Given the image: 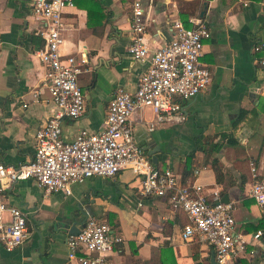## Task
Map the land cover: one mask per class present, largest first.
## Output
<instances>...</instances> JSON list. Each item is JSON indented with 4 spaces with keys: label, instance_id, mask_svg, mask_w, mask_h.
Segmentation results:
<instances>
[{
    "label": "crops",
    "instance_id": "1",
    "mask_svg": "<svg viewBox=\"0 0 264 264\" xmlns=\"http://www.w3.org/2000/svg\"><path fill=\"white\" fill-rule=\"evenodd\" d=\"M32 1L0 0V162L8 165L31 158L35 130L53 107L44 84L45 66L35 54L42 38ZM132 2L72 0L63 8L61 56L85 57L77 75L84 109L76 118H61L65 140L80 128H101L114 89L132 91L136 86L145 61L134 60L127 51ZM139 2L150 48L171 38L172 19L189 26L198 17L206 25L209 36L199 61L211 76L197 95L176 97L186 116L180 123L162 122L149 131L152 110L132 112L133 138L147 156L156 149L155 164L172 167L181 184L195 182L206 192L217 189L232 203L235 234L245 240L243 250L227 264H264V205L248 195L253 172L264 176V0ZM255 44L262 46L255 50ZM139 186L130 168L73 182L68 192L46 193L32 178L6 182L4 200L24 212L27 233L10 250L0 242V264H79L67 256L65 237L88 214L104 219L121 238L102 264H209L212 248L207 242L181 237L185 213L172 209L163 196H141ZM258 229L263 234L255 238Z\"/></svg>",
    "mask_w": 264,
    "mask_h": 264
},
{
    "label": "built area",
    "instance_id": "2",
    "mask_svg": "<svg viewBox=\"0 0 264 264\" xmlns=\"http://www.w3.org/2000/svg\"><path fill=\"white\" fill-rule=\"evenodd\" d=\"M72 0H33L31 13L41 23L37 29L42 45L35 51L45 66L44 84L53 104L51 112L34 133L31 158L17 165L0 162V242L4 249L18 246L27 233L25 214L17 206L8 205L3 197L6 182L32 178L44 192L64 190L69 184L97 176H112L130 168L139 177V193L143 197H165L172 208H180L187 221L181 237L197 236L211 246L218 264H227L231 256L243 250L244 240L235 234L231 202L221 200L217 189L205 191L201 184H181L170 166L159 167L145 154L133 138L131 114L149 107L154 116L147 124L151 131L162 122L180 123L184 108L176 97L187 99L197 95L210 80L209 68L199 61L203 40L209 36L206 25L191 18L185 26L179 18L171 20V38L150 48L144 39L145 15L139 0H133L130 15L131 41L127 51L134 60L145 61L134 90L121 86L114 89L106 103L101 128H80L70 140L60 135V120L76 118L83 112L84 97L77 75L85 57L61 56L62 11ZM262 44H255L254 49ZM264 64V58L260 60ZM37 90L33 91L36 95ZM196 171V170H195ZM248 195L264 205V176H255ZM138 204H140L138 202ZM8 216L5 218L4 213ZM258 229L253 235L261 237ZM120 236L102 218L88 214L77 232L67 233V256L79 264H102L103 256L120 241Z\"/></svg>",
    "mask_w": 264,
    "mask_h": 264
},
{
    "label": "water",
    "instance_id": "3",
    "mask_svg": "<svg viewBox=\"0 0 264 264\" xmlns=\"http://www.w3.org/2000/svg\"><path fill=\"white\" fill-rule=\"evenodd\" d=\"M145 148V147H144ZM156 149H151V151H148L147 153L149 154L150 156V159L153 163L156 162V158L153 156L152 153L155 152ZM221 200L222 201H225V202H228V198H226V195L223 194V196L221 197ZM78 230V227L76 226V223H73L70 228L68 229L67 233H75L77 232ZM209 264H218L217 261L215 260L214 258V253H213V250L211 251L210 253V256H209Z\"/></svg>",
    "mask_w": 264,
    "mask_h": 264
},
{
    "label": "trees",
    "instance_id": "4",
    "mask_svg": "<svg viewBox=\"0 0 264 264\" xmlns=\"http://www.w3.org/2000/svg\"><path fill=\"white\" fill-rule=\"evenodd\" d=\"M42 43V40L40 41V44ZM39 44V45H40ZM192 150L191 151H189L187 154H186V158L188 159V158H190V156L192 155ZM186 159V161H185V168L186 169H188L189 168V159L187 160ZM213 162H212V167H213V171L215 172V175L217 176L218 175V167H217V165H216V161L213 159L212 160ZM182 183V182H181ZM183 184H184V182H183ZM175 210H178L179 212H181V213H183L184 214V212L182 211V209H180V208H175ZM185 215V214H184ZM186 217V216H185Z\"/></svg>",
    "mask_w": 264,
    "mask_h": 264
}]
</instances>
